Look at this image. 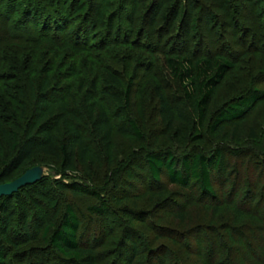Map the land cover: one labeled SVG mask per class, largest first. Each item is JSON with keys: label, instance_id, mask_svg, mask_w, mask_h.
Returning <instances> with one entry per match:
<instances>
[{"label": "rangeland", "instance_id": "obj_1", "mask_svg": "<svg viewBox=\"0 0 264 264\" xmlns=\"http://www.w3.org/2000/svg\"><path fill=\"white\" fill-rule=\"evenodd\" d=\"M50 1L53 2V8L48 7L47 10L50 13L56 7L64 10L66 20L61 21L62 18L58 16V23L50 18L48 23L42 24L39 21V25L28 24L27 32L22 30L31 35L32 40L29 41L33 43L12 40L11 22L20 19L22 11L11 16L9 22L0 21L1 145L3 129L18 127L22 131L24 128L23 120L27 114L28 95L31 91L29 82H40L45 77L50 80L56 78L62 84H71L75 91L79 85L78 77L73 73L76 67L81 69L79 72L88 81L97 74L96 67H99L98 72L102 74L112 71L121 81H132L130 103L125 107L124 113L140 122L145 135L137 139L131 134L113 130L107 150L102 144L93 142L96 152L87 155L84 163H79L75 169L63 172L57 170L52 156L36 154L12 171L11 177L16 178L34 166L43 167L44 178L53 186L49 187L51 194L58 196L61 204L71 203L80 213L81 219H84L83 222L90 225L85 231L87 246L99 254L112 258L110 254L121 239L122 226L131 224L146 241L141 249L147 247L160 250L161 246H168L186 264H201V257L196 250L200 249L205 239L214 234L211 228H217L218 225L227 228L232 222L227 217L221 223L215 221L211 207L198 205L199 194L192 187L171 184L163 175L159 182H150L143 157L156 150L182 154L208 153L220 149L224 166L222 171L212 174L215 189L219 190V182L225 192L240 186L238 200L243 198L241 196L247 189H253L256 193L250 203H258L256 201L259 195L264 193V4L261 0H195L192 5L189 3L190 6L178 7L176 17L172 14L174 18L166 23L163 13L170 7L174 8L177 0H111L115 8L113 12L118 11V15L113 24L109 25L113 12L109 13L108 21H105L108 24L106 27L104 23L100 24L96 14L101 9L102 0L88 1L91 14L84 21L85 25L80 24L82 21L77 15L61 6L62 0ZM37 3L43 5L42 1ZM198 4H201V9ZM1 5L3 4H0V9ZM196 17L197 23L193 20ZM183 18V25L180 26ZM78 27L80 30L77 36L80 41L84 38L89 46L80 52L66 45L69 36ZM175 53L188 54L193 58L220 55L234 64L210 99L199 141L191 138L193 126L183 122L179 116L175 115L169 126L160 120L157 112V94H163L170 105L180 102L182 111L190 116V108L183 100L181 87L170 76L164 64V57ZM32 67L36 70L35 75H31ZM98 82L102 84V79ZM253 88L260 90L262 97L242 118L213 127L216 110L230 99L248 93ZM108 103L110 107H115L107 98L105 104ZM12 112L14 119L10 117ZM2 148L4 151L0 153V161L10 157L6 155V148ZM55 180L81 181L94 187L103 194L111 214L105 218L93 216L92 222L86 221L87 207L96 203V199L79 192L58 190L53 184ZM187 205L192 207H184ZM182 207L185 209L173 216V211ZM226 208L220 207L217 214ZM125 209L143 211L146 216L132 223L127 222L123 216ZM261 209V212L264 211ZM227 210L232 213L230 208ZM250 224L254 228L255 224L258 225V220L253 219ZM156 226L174 227L182 233H190L182 241L177 239V243H171L165 235L157 232ZM232 226L238 229L236 225ZM233 231L231 228L228 232H221L224 239L225 232L228 234L226 241H221L223 245L240 240L237 234L235 239H231ZM253 234L257 238L254 248L251 240H245L241 251L251 253L254 250L256 254L264 256L261 251L264 249V234ZM32 235V240L22 242L14 248L9 247L10 253L5 263L21 264L22 258L30 254L35 257V264H59L56 255L50 249H44L46 245L39 236ZM216 242L219 243V239ZM186 243L190 245L189 248L184 246ZM239 254L240 250L237 249V255ZM139 258L145 257L141 254ZM175 260L176 257H166L159 261L155 256L151 258L150 264H171ZM24 264H28V260Z\"/></svg>", "mask_w": 264, "mask_h": 264}, {"label": "trees", "instance_id": "obj_2", "mask_svg": "<svg viewBox=\"0 0 264 264\" xmlns=\"http://www.w3.org/2000/svg\"><path fill=\"white\" fill-rule=\"evenodd\" d=\"M37 1H42L43 5L38 4ZM47 1L51 3L50 0H0V4H3L0 9V21L9 22L11 16L14 17L16 13L22 11L20 19L11 22L12 40L33 43L29 41L32 40L31 35L25 34L28 24L39 25V21L42 24L43 22L48 23L50 18L58 23L56 21L58 16L62 18L61 21L66 20L62 9L59 10L56 7L50 13L47 8L52 7L53 2L49 6L50 3ZM88 1L62 0L61 6L77 15L82 21L80 24L85 25L84 21L91 14ZM261 1L264 4V0ZM189 3L192 5L195 0H177L174 8L170 7L163 13L164 21L167 23L176 17L178 7L190 6ZM200 5L198 4V8L201 9ZM114 9L111 0L101 1V9L96 12L100 24L104 23V26H108L105 21H108V14ZM262 11L264 14V7ZM55 12L56 14H53ZM172 14L174 17L171 16ZM117 15L118 11L112 13V21L109 25L113 24ZM193 20L197 23L198 17ZM183 22L184 18L180 21V26ZM82 25L80 27H83ZM79 30L78 27L76 31L70 33V39L66 44L77 52L89 47L84 38L80 41L77 36ZM73 34H75L74 38ZM1 40L0 35V43ZM164 64L170 76L179 83L183 92V100L190 108V116L182 111L180 102L170 105L163 94H157V112L160 120L170 126L174 116H179L183 122L193 126L191 138L199 141L210 99L234 64L230 59L220 55L193 58L191 55L180 53L164 57ZM79 69L76 67L73 70L79 80L75 91L72 90L71 84H62L56 78L50 80L45 77L40 82L34 80L29 82L31 91L28 95V106L27 103L25 104L27 114L23 120L25 121L23 130L20 131L18 127H15L1 131L3 144L0 143V153L4 151L2 147H5L6 155L10 157L0 161V183L15 179L11 177L12 171L27 163L28 159L36 154L52 156L57 170L63 172L75 169L79 163H84L87 155L94 154L96 149L92 146L93 142L102 144L107 150L113 130L121 134H131L137 139L144 137L145 133L140 122L134 117L125 116L124 113L125 107L130 103L132 81L123 82L112 71L102 74L98 72L99 67L95 70L97 74L88 81ZM35 72L36 70L32 67L31 75H35ZM100 79H102V84L98 82ZM261 97V91L253 88L248 93L230 99L214 113L213 127L226 121L242 118ZM107 98L115 104V107H110L109 103L105 104ZM13 113L10 116L12 119H14ZM143 159L150 182H159L163 175L171 184L185 188L192 187L199 194L198 205L211 207L215 221L221 223V220L227 217L232 222L230 226L227 225V228L226 226L222 228L220 225L217 228H211L214 234L205 239L200 249L196 250L201 257L199 259L201 264H264V256L256 254L254 250L251 253L241 251L245 240L247 242L251 240L254 248L257 238L253 233L264 234V211L261 212V208L264 209V193L260 191L261 194L256 201L258 203L252 205L250 202L254 199L256 190L247 189L241 196L243 197L241 200L237 198L240 186L235 189L230 188L231 190L225 192L219 182L220 187L217 191L213 184L212 174L213 172L219 173L224 166L220 149L208 153L186 152L182 154H175L170 150H156L144 154ZM49 182L43 176L39 181L20 188L10 196L0 197V264H6L10 248L32 240L34 238L32 234L39 236V239L46 245L44 249H50L56 255L59 264H150L152 263L151 258L155 256L159 261L161 258L176 257L175 261H170L171 264H186L185 260L172 252V249H168V246H161L160 250L147 247L141 249L146 241L142 234L131 227V224L122 226L121 239L110 254L112 258L95 252L93 248L87 246L88 242L85 237V231L90 225L83 222L84 219H81L80 213L71 203L61 204L58 196L51 194L49 187L52 185ZM216 183H218L217 180ZM53 184L58 190L79 192L96 199V203L87 207L86 221L92 222L93 216L105 218L111 214V209L103 198V194L94 187L91 188L81 181L55 180ZM111 197L116 199L115 196ZM245 200H247L246 203H244ZM184 207L174 210L173 216L179 214L180 210H184ZM220 207L230 208L232 213L226 208L217 214ZM123 216L127 222L132 223L146 214L143 211L125 209ZM250 219L258 220V225L255 224L253 228ZM232 224L238 229H235ZM155 228L171 243H177V239L182 241L186 234L190 233L186 231L182 233L174 227L156 226ZM231 228L234 230L231 239H235L237 234L240 240L238 242L232 240L233 244L223 245L221 241H226V234ZM223 230L227 231L225 239L221 233ZM217 238L219 243L216 242ZM184 246L189 248L190 245L186 243ZM237 249L240 250L239 256ZM261 251L264 253V249ZM141 254L145 258L140 259ZM27 260L28 264L37 263L35 257L28 254L22 258L21 264Z\"/></svg>", "mask_w": 264, "mask_h": 264}, {"label": "water", "instance_id": "obj_3", "mask_svg": "<svg viewBox=\"0 0 264 264\" xmlns=\"http://www.w3.org/2000/svg\"><path fill=\"white\" fill-rule=\"evenodd\" d=\"M43 170L41 166H34L27 169L22 175L12 181L0 183V197L10 196L20 188L39 181L44 175Z\"/></svg>", "mask_w": 264, "mask_h": 264}]
</instances>
